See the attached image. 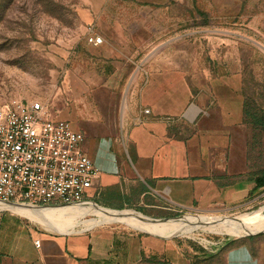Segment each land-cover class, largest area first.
<instances>
[{
    "label": "crops",
    "instance_id": "0c3cea01",
    "mask_svg": "<svg viewBox=\"0 0 264 264\" xmlns=\"http://www.w3.org/2000/svg\"><path fill=\"white\" fill-rule=\"evenodd\" d=\"M91 1L85 3L92 12L82 10L84 22L107 10L104 0ZM160 4H144L146 23L133 22L131 30L117 22L111 26L121 36H132L141 28L147 32L137 43L134 38H118L114 45H97L92 53L97 65L84 77L71 107L55 117L49 113L84 135L81 149L100 170L85 195L91 203L51 208L0 204V212L15 215L0 216V264L163 260L166 248L156 239L96 227L112 223L107 211L131 208L139 211H131L139 214V224L125 225L162 235L171 225L159 221L174 224L165 218L171 212L236 211L264 197V141L256 143L246 128L238 77L207 79V69L190 64L177 38L164 48V43L157 45L164 41ZM141 48L149 51L139 53ZM21 218L54 232H38ZM244 242L245 248L227 251L225 264H264V234L252 239L253 248L249 239ZM169 250L174 254L173 247Z\"/></svg>",
    "mask_w": 264,
    "mask_h": 264
},
{
    "label": "rangeland",
    "instance_id": "374dc122",
    "mask_svg": "<svg viewBox=\"0 0 264 264\" xmlns=\"http://www.w3.org/2000/svg\"><path fill=\"white\" fill-rule=\"evenodd\" d=\"M88 1L91 0H0V107L11 100L39 102L53 117L71 107L84 77L97 65L92 55L97 45H114L119 43L118 38H134L137 43L147 32L141 28L132 36H121L111 26L117 22L131 30L133 22L146 23L144 4L157 1L162 2L158 8L164 41L156 44L164 43V48L167 41L179 39L178 49L191 58L190 64L207 69V79L237 76L246 128L254 133L256 143L263 144L264 0H104L105 14L84 22L82 10L92 12L85 3ZM95 38L102 42L94 44L91 39ZM148 51L141 48L139 53ZM122 53L129 50L123 49ZM194 115L192 112L191 117ZM113 141L116 142L114 138ZM118 144L123 153V145ZM115 149L118 150L116 146ZM125 210L139 213L131 208L122 211ZM131 211H107L112 223L96 228L164 243L163 260L138 264H225L228 250L245 248L247 239L253 248L252 239L264 234V197L236 211L171 212L165 218L175 220L174 224L159 221L171 225L162 235L125 225L139 224V214ZM2 214L15 216L9 211ZM21 219L38 232H54L38 222Z\"/></svg>",
    "mask_w": 264,
    "mask_h": 264
},
{
    "label": "built area",
    "instance_id": "2783aa9c",
    "mask_svg": "<svg viewBox=\"0 0 264 264\" xmlns=\"http://www.w3.org/2000/svg\"><path fill=\"white\" fill-rule=\"evenodd\" d=\"M83 141L69 121L51 118L39 102L11 100L0 107V203L35 208L91 203L85 195L100 170L82 151Z\"/></svg>",
    "mask_w": 264,
    "mask_h": 264
},
{
    "label": "bare ground",
    "instance_id": "6f19581e",
    "mask_svg": "<svg viewBox=\"0 0 264 264\" xmlns=\"http://www.w3.org/2000/svg\"><path fill=\"white\" fill-rule=\"evenodd\" d=\"M192 112H195L196 111L194 109H192L191 113ZM1 205H7V208H12V207H28L30 208L29 206H19L17 204H12V203H8V204H4V203H0ZM5 208V207H4ZM31 208H35V207H31ZM120 212V211H119ZM107 214V213H106ZM112 214V213H111ZM111 216V215H110ZM160 224V223H159ZM158 225V224H157ZM147 226V225H146ZM155 227V226H154ZM166 226H161L160 228H165Z\"/></svg>",
    "mask_w": 264,
    "mask_h": 264
}]
</instances>
